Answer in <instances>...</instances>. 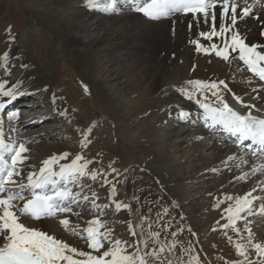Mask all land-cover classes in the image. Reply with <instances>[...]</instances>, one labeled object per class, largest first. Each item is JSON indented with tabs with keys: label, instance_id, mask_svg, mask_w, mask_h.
Listing matches in <instances>:
<instances>
[{
	"label": "rangeland",
	"instance_id": "obj_1",
	"mask_svg": "<svg viewBox=\"0 0 264 264\" xmlns=\"http://www.w3.org/2000/svg\"><path fill=\"white\" fill-rule=\"evenodd\" d=\"M85 5L86 0H0V54L9 50H12V53L16 51V57L13 55L10 59L19 58L17 74L33 77L31 84L22 83L20 89H24L26 85L29 88L35 87L37 95L33 97V101H41L34 105V108L26 107L29 108L27 113L34 115L29 118L26 112H23L25 118L23 116L15 123L20 124L19 134L23 136V140L35 137L26 145L31 148L25 154L30 157V160L25 162L26 165H36L37 168L43 160L53 154L64 152L70 153L68 158H74L76 154L81 153L82 133L91 127L92 132L89 135L91 143L84 150V154L94 161L89 166L90 169H103L107 173L110 172L111 164L119 170L121 173L119 177L114 173L108 176L109 180L120 181L121 186L116 199L127 203L129 195L139 197L140 193H145L148 189L150 193L145 199V205L152 206L151 208L157 211L158 209L163 211L166 207L171 209L168 210L169 215L165 216V220H162L164 222L161 221L165 223L171 218V227L162 232V240L171 243L174 239L171 233L182 228L183 231L177 232L175 239L183 241L184 247H188L190 242L193 255H198L203 264H230L240 259L234 243L228 241L217 221L221 224L226 222L227 213L224 209L234 202L226 201L227 196L232 197L233 194L243 196L246 190L255 185L258 188L264 187V183L261 182L264 176L256 180L250 175L247 177L248 181L236 179L234 177L242 176L241 170L238 169L235 174L231 173L233 176L229 178L234 181L227 185L229 182L225 181L228 178L226 175L212 171L226 167L221 165L222 159L216 155L218 139L217 141L209 139L206 135L208 131H202L200 126L197 127L192 122L176 126L177 132L194 138L192 141H182L183 144L182 142L171 144V141L176 142L177 139H169L165 129L170 128L169 125L172 126V121L165 122L163 126L153 127L147 131L148 134L137 137L136 134L154 119L174 108L168 107L167 103L161 100V89L157 88L163 66L154 62L136 65L134 55H120L123 51H120L119 47L112 55L113 53L106 54L101 50L105 44L102 47L93 43L86 46L66 45L76 23L83 20L88 12L93 11ZM79 10L85 15L81 13V16L77 17ZM9 26L11 34L15 36L14 41H9V34L6 32ZM82 59L87 61L83 64L80 62ZM212 59L219 64L220 76L217 79L231 74L233 68L237 69V66L232 67L220 58L213 56ZM195 69L194 63L193 65L189 63L185 72L179 71L176 74L178 78L173 76L174 79L166 80L162 88L165 86V89L181 88L186 84V80L191 79L196 72ZM206 72H203V75H206ZM11 74H14L12 70ZM240 74L245 76L243 73ZM230 77L235 78L232 74ZM164 79L167 77H163L161 82H164ZM84 86L89 90L87 93ZM107 86L111 87V90H107ZM45 87H49L50 91H45ZM259 94L260 97H264V90ZM53 96L63 98L65 103L52 106ZM248 99L247 105L254 104L251 97ZM186 101L185 98H176L174 103L177 104L176 107H180ZM261 107L256 105L254 110L259 111ZM65 108L69 114L77 116L76 121L71 120L69 123L63 117L46 120L47 114H56L53 110ZM41 119L42 123H36ZM55 125L60 128L54 129ZM202 136L203 139L198 138ZM144 146L151 147V151L147 150L145 153ZM155 159L160 160L163 168L154 176L150 172L149 162ZM249 162L254 163L252 160ZM251 165L243 168L250 169ZM29 169L24 171L28 172ZM84 184L91 185V190L98 193L99 203H110V194L105 190L108 186L102 188L99 180L93 182L88 178H85ZM154 189L159 191V197L152 191ZM85 191L90 194L87 188ZM261 192V195L257 196L264 197V190ZM217 201H221L219 207L215 206ZM134 203L137 207V203L135 201ZM176 204L179 206L176 207ZM113 209L114 205L106 211L103 219L113 221L110 226L114 230V235L124 240L133 239L127 223L121 222L129 219L128 213L125 215L122 212L121 218H117ZM83 215L92 216L89 211L82 212V218H86ZM257 217L250 216L249 220L252 221L250 227L255 242H263L264 220H258ZM74 218L76 222L81 219ZM176 219L178 221L174 222ZM49 222L52 224V232L63 236L70 245L86 246L82 245L83 240L71 236L60 223L54 220ZM159 224H155L153 228H158ZM80 225L84 227L83 224ZM228 235L233 237L234 242L236 241L237 236L233 231L229 230ZM242 235L246 236L247 233ZM181 252L182 249L177 245L176 254L180 255ZM189 258L187 255L183 256L185 261Z\"/></svg>",
	"mask_w": 264,
	"mask_h": 264
},
{
	"label": "snow or ice",
	"instance_id": "obj_2",
	"mask_svg": "<svg viewBox=\"0 0 264 264\" xmlns=\"http://www.w3.org/2000/svg\"><path fill=\"white\" fill-rule=\"evenodd\" d=\"M132 4L136 12L151 20L173 18L177 14L190 15L197 27L201 23L207 25L206 30L198 32L206 43H201L199 39L190 41L196 45L198 53L214 54L224 62L235 63L237 70L252 74L248 78L249 82L253 78L264 81V44L246 42V36L237 28L238 20L254 18L260 21L264 15V0H252L251 4L248 0H132ZM85 6L105 14H115L121 10L120 0H86ZM6 32L9 41H14L11 26ZM214 37H219L220 42H213ZM241 62L244 69L240 68ZM0 71L11 76L7 51L0 54ZM22 83L17 80L9 86V80L0 77V264H203L198 255H193L190 242L188 247H184L183 241L175 239L177 232L183 231L182 228L171 233L174 238L171 243L161 239L162 232L171 227V219L153 228V224L169 215L167 208L156 212L154 220L151 207L146 213H141L143 203L139 197H131L129 203L116 199L119 181L109 180L108 176L114 173L119 177L121 173L117 168L110 164V172L107 173L103 169H90L94 161L87 158L84 150L91 143V127L82 133L81 153L76 154L70 162L61 163L70 155L64 152L43 160L38 169L26 165L25 162L30 158L25 155L30 151L26 145L35 137L23 141L12 137V133L21 131L13 123L19 120V111L8 109L19 96L37 95L36 91H20ZM44 90L47 91L46 87ZM84 90L86 93L89 91L87 86H84ZM260 90H264V85H260ZM180 91L187 100L198 106L203 127L213 133L217 128H222L230 137L236 138L238 146L243 145L253 155L264 157V115H254L251 109L255 105L244 104L243 97L232 93L224 80H189ZM251 91L256 92L258 89L253 88ZM226 93H232L235 103L249 110L238 111L230 105ZM57 99L53 96L54 105ZM58 115L71 123L72 117L66 108L58 110ZM192 116L189 110L179 112V117L186 121L191 120ZM234 159L235 156H229L223 163L227 166L228 161ZM25 167L33 169L26 176L22 175ZM252 172H264V164L253 166ZM247 177L248 173H244L237 179ZM85 178L93 182L99 180L102 188L108 186L105 190L110 194V203H98L100 196L91 190V185L84 184ZM86 188L90 194L86 193ZM252 192L235 198L234 203L224 209L227 213L225 223L217 221L228 241L234 243L240 257L230 264H264V242H255L250 227L252 221L248 219L249 216L264 215V203L260 204L258 210L253 205V201L264 197L253 196ZM226 199L232 200L233 197L227 196ZM132 201L137 203L135 210ZM89 204L91 207L87 210L92 214V219L87 220L84 227L71 223L68 216L82 219V212ZM220 204L221 201H217L215 206L219 207ZM112 205L114 214L122 210L128 213L129 219L121 222L127 223L133 239L124 240L114 235L110 226L113 221L103 219ZM77 208L80 211L74 210ZM58 216H64L59 223L71 236L83 240L88 250L78 249L55 235L21 221V217L43 222ZM240 221H243V225L239 224ZM229 230L236 234L235 242L228 235ZM245 232L247 235H242ZM177 245L182 249L180 255L176 254ZM184 255L190 258L185 261Z\"/></svg>",
	"mask_w": 264,
	"mask_h": 264
},
{
	"label": "bare ground",
	"instance_id": "obj_3",
	"mask_svg": "<svg viewBox=\"0 0 264 264\" xmlns=\"http://www.w3.org/2000/svg\"><path fill=\"white\" fill-rule=\"evenodd\" d=\"M126 1H129V0H120V9L121 10L115 14H105V13H102L101 11L92 9L93 11L88 12V15L83 20H80L76 23V25L73 28L72 34L69 36L68 41L66 42V45L77 44L78 46H86V45L93 43L95 46L102 47L103 44H105V46L102 47L101 50L103 52H106V54H112L113 52H116L117 48L119 47V50L123 51V52H120L121 53L120 55H122V54L123 55L126 54L128 56L134 55V57H135L134 61H135L136 65H140V64L145 63V62H154L156 64L163 66L161 78L159 80L160 82H159L157 88L161 89L160 90L161 95H162L161 100L164 101L165 103H167L166 105L168 107L171 106V107H174L175 109L173 108L169 111V113L167 111V113H165L163 116H160L157 119H154L151 124H149L147 127H145L144 129H142L141 131H139L136 134L137 137H141V136L145 135L147 133V131L150 129L152 130L153 127L156 128L157 126L158 127L163 126V124L165 122L170 123L173 120L174 116L177 113H179V111H181V109H182L181 107H183V109H185V110H190L192 112L195 111V112L199 113L198 106L195 105L194 102L186 99V97L181 93L180 87L178 86V84H177V86L179 88L173 89V87H172L171 89L170 88L165 89L166 86L164 89L162 88V85L165 83L166 80H169L170 78L174 79V77L177 76L176 74L179 71L185 72L186 66L189 63H192V65L194 63V65L196 66V69H195L196 72H194L193 76H191V79H189V80H203V81L224 80L228 84L229 88L232 90V93H235L236 95H240L243 97L244 104L247 105V99H248V97H251L252 103H254L258 106H262L261 108H259V111L261 109V112H257V113H261V114L264 113V97L259 96L260 95L259 92L263 91V90H260V85H263V84L260 83L257 80V78H253V80L251 82H249L248 78L250 76H252V74L250 72H248L246 70H237V69L234 70L235 68H233V72L231 74H232V76L234 75L235 78H231L230 77L231 74H229V75H226L222 78L217 79L220 76V74H219V64L217 62L213 61V59H212V57L215 55L214 54L205 55L203 53H198L195 50L196 45H194L190 41L199 39L201 43H206L204 38L199 37L198 32L206 30L207 25L201 23L199 25V27H197V25L192 21L190 15L189 16H183L181 14H177L173 18L161 19L158 21H151L150 19L146 18L142 13L136 12L133 8V5L127 3ZM248 2L251 4L252 0H248ZM255 11L256 10L254 9V12ZM78 12L79 13L76 15L77 17L81 16L80 14L82 13L80 10ZM238 12H239V9H238ZM82 14H84V13H82ZM218 22H219V20H218ZM189 25H191V27H189ZM237 28L239 30H241V32L244 36H246V38H247L246 42H248L250 44H252V43L264 44V38H262L260 36L261 32H264V15L261 16L259 22L256 21L254 18H246L242 21L238 20ZM100 33H102V34L100 35ZM213 42L219 43L220 38L214 37ZM111 46L114 48H109ZM77 51L80 52L81 50L77 49ZM8 53H9V59H10L11 56L16 54V51H14L12 53V50H9ZM112 55H114V53ZM15 57H16V55H15ZM18 59H19L18 57L14 60L10 59L11 70H12V72H14V74H11V76H7V75H5L4 72L0 71V77L8 79L10 82L9 84L15 83L17 80L22 81L24 85L25 84H31V82L33 81V77H29V75L26 76L25 74H21V75L17 74L16 69H17V66L20 62ZM85 61H87V60L82 59L80 62L84 64ZM231 65H232V67L237 66L235 63H232ZM244 67L245 66L241 62L240 68L244 69ZM170 71H172V73ZM203 72H206V75H203ZM240 73H243V75H245V76H242ZM14 75H15V77H14ZM165 76L167 77V79H164V82L163 81L161 82L163 77L166 78ZM176 78H178V76ZM187 78H189V77H187ZM170 81L172 82V80H170ZM177 83H181V82H177ZM181 85H183V84L181 83ZM183 86H185V84ZM34 88L35 87H31V86L29 88V86L26 85V87H24V89H20V91H24L25 89H27L29 92H32V91H35ZM253 88H257L258 91L252 92L251 89H253ZM46 89L48 91H50L49 87ZM107 90H111V87L107 86ZM232 93H226L225 94L226 99L229 100L230 105H232L233 107H236L238 111L247 112L249 109L241 107L240 105L235 103V101L232 98ZM176 98H182V99L185 98V100H187V101H186V103H183L180 107H176L177 104L174 103ZM26 101H29V102H24V103L21 102V104L22 103L24 104L22 106L31 105L34 108L35 107L34 105L39 104V102L41 103V101H37L38 103L37 102L33 103L31 99L26 100ZM58 103H61L63 105V103H65V101L63 100V98L59 97L56 100L55 105H52V106L55 107ZM254 104H250V105H254ZM256 105H255V108H256ZM59 107H60V105H59ZM27 110L28 109H25L23 112H26L25 114L29 118L32 115H34L33 113L28 114ZM251 110L254 111V109H251ZM257 110H255V111H257ZM53 112L56 114H53V113L47 114L46 120H50L53 117L56 119L58 117L61 118V116L58 115L57 110H53ZM70 115L72 117V122L76 121L77 116L76 115L73 116L72 113ZM41 120H43V119H41ZM37 122H39V120L36 121V123ZM33 123L36 124L35 121H33ZM171 124H172V126H170V128L165 129V130L167 131V135H168L169 139H171V140L177 139L176 142L171 141L172 145H174V143L179 144L182 141L187 142L191 139H194V138L187 136L183 133L177 132L176 126L179 125L178 122H172ZM18 125H20V124H16L17 127H18ZM55 128L58 129L60 127L58 125H55L54 129ZM217 139H218L219 143H217L218 145L216 144L217 145L216 155H218L220 157V159H222V162L226 161L227 157L234 156L237 154L236 159H234L232 161H228V164L226 167L227 168L226 177H228V178L232 177L233 175L231 173H234L238 169L241 170V172H242L241 175H243L244 173H248L249 174L248 177L250 175H253L252 167L255 165L257 166L258 162L253 161L254 163H253V165H251L250 169L248 168L249 170L243 168V166L245 165V163H243V161H246L247 159H244L242 157L243 155H239V153H238L239 148L234 147L232 143H231L232 145L229 144L230 142L228 143V140H224L225 137H219L218 136L215 138V140L217 141ZM182 144H183V142H182ZM29 149H31V148H29ZM150 149H151V147H149V146L143 147V150L145 151V153H147L148 151H151ZM69 159L70 158H67V160L61 161V163H67L69 161ZM149 165H150V172L154 176L156 174H159V172L163 168V165L161 164L159 159H155V160L150 161ZM221 165H223V167L225 166L224 163H222ZM39 166H41V164ZM243 171H245V172H243ZM228 178H227V180L225 179L226 183L229 182V183H227V185L234 181L231 178H229V179ZM116 181H119V180L116 179L114 182H116ZM119 182L117 183V191L119 190V188L121 186ZM261 182L264 183V177L262 178ZM150 189H151V187H150ZM152 191L157 194V197H159L160 194H159V191H157V189H154ZM149 193L150 192L147 189L145 191V193L139 194L140 201L143 203V207L141 208V213H146L148 211L149 207L147 205H145V201H146L145 199L147 198V195ZM162 193H163V191H162ZM130 196L131 195H129L127 198L128 199L127 203H129V201L131 199ZM161 196H162V194H161ZM237 197H240V195H238V196L235 195L233 197V199L229 200V201H234L235 198H237ZM117 200H119V198ZM121 202H123V201H121ZM134 205H135V203H134V201H132L133 210L136 209V206H134ZM166 208H168V207H166ZM169 209L170 208H168V210ZM152 211L153 212L151 213V216L155 220L156 219L155 214H156V212L159 211V209L157 211V209L152 208ZM122 212L125 215L127 213L126 211L122 210L120 213H118L116 215L117 218H121L120 214ZM159 212H162V211H159ZM68 218L70 219L71 223H73V224H77V223L80 224L81 223V224H83V226H85V222L87 220L86 218H82L78 222H76V221H74L76 218H74V217H72V218L68 217ZM137 219H139V217H137ZM166 219H168V218H166ZM163 220H165V217ZM30 221L31 220H29V222ZM44 221H48V222H44ZM44 221L43 222L31 221V224L35 225V227H37L43 231L48 232L50 235H55L57 238L63 239V236L58 235V234H54L52 232V226H51L52 224H50V222H49L50 220H44ZM173 221L177 222L178 220L176 219ZM33 222H35V224H33ZM162 222H164V221H162ZM36 223L38 224V226H36ZM57 223L59 224V222H57ZM159 223H161V221H159ZM154 225L155 224H153V227H154ZM63 240L66 241L65 238ZM262 240L264 242V238ZM71 245L74 247H77L78 249L88 250L87 246H76L74 244H71ZM177 255H179V254L177 253Z\"/></svg>",
	"mask_w": 264,
	"mask_h": 264
}]
</instances>
